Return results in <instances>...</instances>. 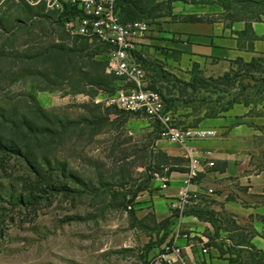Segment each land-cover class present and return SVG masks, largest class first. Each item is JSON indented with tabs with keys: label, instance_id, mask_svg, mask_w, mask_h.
Masks as SVG:
<instances>
[{
	"label": "rangeland",
	"instance_id": "374dc122",
	"mask_svg": "<svg viewBox=\"0 0 264 264\" xmlns=\"http://www.w3.org/2000/svg\"><path fill=\"white\" fill-rule=\"evenodd\" d=\"M145 1L151 10L144 20L169 11L159 0ZM64 12L42 0H0V264H156L169 220L157 222L138 206L162 188L155 175L163 174L161 165L178 168L186 158L159 149L172 142L156 118L105 105L104 96L136 82L107 71L103 45L79 50V36L62 26L71 13ZM225 12L264 17V0H232ZM137 60L141 88L160 95L179 128L222 115L234 103L264 114V60L235 64L231 84L205 80L193 82L194 89ZM36 91L50 99L41 104ZM253 144L259 169L264 128ZM232 236L247 240L245 233ZM224 250L238 255L231 245ZM241 250L245 260L248 249Z\"/></svg>",
	"mask_w": 264,
	"mask_h": 264
},
{
	"label": "crops",
	"instance_id": "0c3cea01",
	"mask_svg": "<svg viewBox=\"0 0 264 264\" xmlns=\"http://www.w3.org/2000/svg\"><path fill=\"white\" fill-rule=\"evenodd\" d=\"M159 1L169 11L148 19V30L135 45V53L144 60L159 64L185 82L195 72L217 77L233 69L236 62L264 60V17L231 18L218 0ZM35 96L41 104L50 99L42 91H36ZM191 127L215 132L191 138L188 143L202 162H213L204 165L193 179L191 187L201 192L199 202L182 210L175 204L187 170L186 159L178 168L162 164L167 186L156 188L138 206L139 213L151 210L157 222L169 220L164 239L156 247V264H180V260L228 264L229 258L237 255L225 251L227 245L247 248L233 240L237 233H245L247 241L264 252V166L253 169L252 162L257 152L253 139L264 128V114H252L248 105L234 103L222 115L203 117ZM157 145L167 157L184 156L177 144ZM208 188L212 192L206 193ZM223 217L234 226H226ZM165 244L180 246V258L173 253L160 257Z\"/></svg>",
	"mask_w": 264,
	"mask_h": 264
},
{
	"label": "built area",
	"instance_id": "2783aa9c",
	"mask_svg": "<svg viewBox=\"0 0 264 264\" xmlns=\"http://www.w3.org/2000/svg\"><path fill=\"white\" fill-rule=\"evenodd\" d=\"M42 1L46 8L60 13H64L65 4H68L73 11L78 12L77 14L71 12L62 19V26L69 35L84 37L90 43L96 40L109 46L107 71L134 80L136 86L128 90L120 89L114 94L104 96L105 105L116 106L135 113H144L163 124L161 134L170 142L177 144L187 159L185 177L176 193V207L182 210L187 205L197 204L201 192L191 187L193 179L198 172L203 170L204 165L212 166L213 162H202L198 151L188 143L191 138H204L215 132L212 129L175 126L170 113L164 110L160 95L155 91L141 88L140 80L144 71L134 55V50L137 40L148 30L147 20L123 21L116 9L117 0ZM155 175L160 181V186L166 187L168 179L164 175ZM206 191V193H210L212 189L208 188ZM202 251L206 252V249L202 248ZM167 253H173L180 258L181 248L175 244H165L160 257L165 259ZM169 264L172 263L169 262ZM180 264L191 263L180 260Z\"/></svg>",
	"mask_w": 264,
	"mask_h": 264
},
{
	"label": "trees",
	"instance_id": "16d2710c",
	"mask_svg": "<svg viewBox=\"0 0 264 264\" xmlns=\"http://www.w3.org/2000/svg\"><path fill=\"white\" fill-rule=\"evenodd\" d=\"M239 1V0H236ZM218 2L220 3V5L223 7V9L225 11H229V9H231V2L232 0H218ZM147 2L145 0H117L116 3V9L117 12L120 16V18L123 21H129V20H135V19H144V12L146 10H151V8H149L147 6ZM151 7V6H150ZM153 8V7H152ZM70 11L73 12V10L71 9V7L68 4H65V11ZM65 13V12H64ZM147 16V15H146ZM80 39V47L78 48L79 50H82L84 48H89V47H93L95 50H97L101 45H103L104 47H106L109 51V46L107 44L101 43L99 41H92L91 43L88 42L87 39H85L84 37H79ZM137 58L141 59L140 56H138ZM146 61V60H145ZM262 61L260 60H252L251 62L245 63V62H236V64H241L244 66H257L258 64H260ZM152 63V62H149ZM155 65V67L163 74L168 75L173 77L174 79L178 80L179 78H177L176 76H174L173 74L167 72L166 70H164L162 68V66H160L159 64L156 63H152ZM233 71V69L225 72L224 74L217 76V77H204L201 74L198 73H193V76L191 78L190 81L185 82V81H180L182 82L185 86L190 87L191 89H194V87L192 86L193 82L199 84V85H208L207 83H205V80H209L211 81L214 85L217 84H221V83H226V84H231V78H229V75L231 74V72ZM98 88H102V84H97ZM244 243V245L247 246V253L248 256H245V260H242V258L239 260L238 258L240 257L239 253L242 250H238V255L237 258L235 260H229L230 263L229 264H264V252L255 249L247 240H243L241 241Z\"/></svg>",
	"mask_w": 264,
	"mask_h": 264
}]
</instances>
